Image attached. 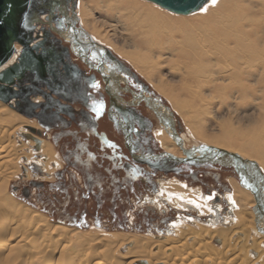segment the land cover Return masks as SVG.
<instances>
[{
    "label": "bare ground",
    "instance_id": "6f19581e",
    "mask_svg": "<svg viewBox=\"0 0 264 264\" xmlns=\"http://www.w3.org/2000/svg\"><path fill=\"white\" fill-rule=\"evenodd\" d=\"M79 2V12L81 11L84 27L90 30L95 38L106 42L117 53L127 58L162 96L164 95L170 100L174 109L180 111L184 116L183 122L190 136L194 140L200 141V143L194 144L195 146L201 144L236 154L247 162H254L257 169L264 174V109L259 110L256 117L249 119L250 122L247 119L248 122L244 125L247 126L243 132L233 135L231 132H227L226 127L221 124L217 134L206 131L201 125L199 117L208 113L207 107L199 111L200 109H197L194 102L196 97L199 98L201 105L207 106L205 104L206 98L208 97L209 100L213 98L211 89L216 85L215 83L222 84L221 76L228 77L231 81L226 83L223 89L222 85L219 86L216 89L217 94L221 95L222 90L223 94L228 93L236 98L250 96L253 99L258 97L264 99V0H245L243 2L245 4H239L235 0H214V2L209 0L196 12L197 14L189 17H177L166 13L153 4H147L144 0H80ZM248 3H257L255 4L257 8L248 7ZM98 9L104 10L106 14L110 13L109 16L105 15L108 16L105 21L117 22L115 23L116 27L117 24L120 25L124 32L130 29V42L126 39L120 48L114 47L100 33L99 28L104 27L107 22H98L92 18V12ZM258 13L262 16L255 18ZM101 14L103 15V13ZM122 20L123 23H121ZM108 25L110 26V24ZM110 27H112L111 30L114 31L112 32L114 35L116 27ZM196 35L197 39L194 37ZM113 38L116 39L115 36ZM127 45L133 50H123ZM15 48L18 51L20 45L16 43ZM211 59L214 60L213 63H210ZM165 62H168L167 66L172 68H175V64L181 68L183 71L181 78L184 82L181 81L172 86L167 79L163 78L160 67ZM192 82L196 83V88L195 85H191ZM251 82L262 85L259 89L261 95L256 88L249 85ZM180 96L188 98L179 101ZM209 96L212 98L210 97V99ZM165 108L167 109V107ZM158 118L160 125L155 135L162 148L173 156L182 157L185 154L184 150H188L194 145L185 147L188 144H185L174 133L171 117L167 116L170 126L164 125V118L161 113ZM22 126L26 127L27 131H18V129H22ZM36 127L37 124L34 119H26L20 116L0 101V175L5 180L17 172L16 161L21 156L25 163L30 156H33L31 149L34 150L33 148L36 147L35 139L39 140L40 146L34 156L45 162L44 169H52V165L57 162L55 160L58 159L59 155L54 148L55 145L47 138L42 137ZM16 131L22 133V137L27 132L29 138L23 137V139L28 141H21L20 144L16 145L13 139ZM24 148H27V152L24 151ZM260 178H258L260 182L257 184L256 191V195L259 193L260 196L257 195L256 199L250 189L238 186L234 179L228 180L232 189V193L228 194L229 214H231L228 218L231 217V220L234 221L233 225H229V223L227 227H223L227 224L223 226L214 224L215 227H209L206 226L207 224H200V222L192 221L190 223L187 221L188 224H185L179 221L180 223L171 224L172 227L175 226L173 235L163 234L161 236L118 231L100 232L68 227L48 221L45 214L16 200H9V204H6L7 206L4 208L8 210L7 213L3 211L5 210L2 208L4 201L0 197V239L2 242H7L8 239L12 238L11 235L10 238L5 239L9 233L7 231L11 230V234H13L21 229L24 234H27L26 237L32 236L44 240L56 239L61 243L67 242L75 245L90 243V245H96L98 248L101 247L100 250L98 249L102 256L101 259L112 256V259H109L111 261L104 264H140V261L143 260L146 261V264H258L259 261L263 263L264 247L262 241L264 237L260 232L262 233L264 228V216L262 215L264 201L261 198V194L264 193V184L261 183L262 178ZM164 185V188H160L162 189L161 193H165V197L170 200L169 202L174 200L171 202L172 207L176 209L189 208L187 204L183 203L187 201L199 208L201 214H207V210L210 209L207 205L209 196V198L207 196L202 198L198 191L189 190L190 188L187 190L185 184L173 179ZM186 190L191 194H185ZM250 233L255 236L250 235ZM19 236L16 242L23 244V236ZM250 236L252 239L248 254L246 251L248 248L246 250L244 248L248 246ZM44 245L46 246V244ZM45 246L44 251L49 247L46 246L45 249ZM120 248L127 252L119 255L116 252ZM3 251L0 249L2 259L5 257V254L1 255L4 253ZM54 251H51L52 254ZM9 253L6 254L9 255ZM5 259L7 260L8 257ZM80 260L81 263H89L85 256L80 257ZM106 260L104 259V261Z\"/></svg>",
    "mask_w": 264,
    "mask_h": 264
},
{
    "label": "flooded vegetation",
    "instance_id": "af4514ba",
    "mask_svg": "<svg viewBox=\"0 0 264 264\" xmlns=\"http://www.w3.org/2000/svg\"><path fill=\"white\" fill-rule=\"evenodd\" d=\"M76 13L69 6L43 16L33 34V55L44 57V50L51 48L59 72L53 75L46 69L38 76L27 71L23 84L29 102L24 111L41 127L39 134L55 145L62 162L51 173L40 170L38 162L28 164L27 169L39 173L18 187L29 206L45 213L49 207L61 212L57 219L72 226L121 229L134 220L128 222L125 214L130 199L155 191L160 175L171 174L188 185L190 180L213 174V183L227 189L228 177L220 179L226 173L257 191L260 176L255 173L253 177L241 175L232 167L185 155L177 160L165 151L155 135L158 115L162 114L167 126V116L171 117L174 133L182 138L174 113L125 61L77 23ZM213 198L220 197L213 193ZM261 198L264 201V193ZM153 208H149L151 213ZM262 212L264 216V207ZM102 213L108 219L101 223L97 217ZM154 221L164 218L148 216L135 219L134 224ZM260 234L264 237V228Z\"/></svg>",
    "mask_w": 264,
    "mask_h": 264
},
{
    "label": "rangeland",
    "instance_id": "374dc122",
    "mask_svg": "<svg viewBox=\"0 0 264 264\" xmlns=\"http://www.w3.org/2000/svg\"><path fill=\"white\" fill-rule=\"evenodd\" d=\"M79 1H78V5L76 7L77 23L79 25H81L84 29H86L87 33L91 37L96 39V41L106 45V47H108L113 53H115V55L119 56L120 59L125 61V63L130 67V69L135 71L137 73V75L143 80V82L145 84H147L148 89L153 94L158 96L161 99V101L164 102L166 107L169 108V110L172 113H174L175 118L177 119V123L179 125V130H180V134H181V137H182L181 139L184 141L185 144H188V146L190 147V146H192L194 144L200 143L199 140H194L193 137L190 136V134L187 131V128H186V126H185V124L183 122L184 121L183 120L184 116L182 115V113L180 111L174 109V107H173L172 103L170 102V100L168 98H166L164 95L162 96V94H160V92L155 89L153 84L150 81H147L148 79L144 76V74L139 72L127 58H125V57L121 56L119 53H117L113 49V47L112 46H108L109 44H107L106 42L100 41L97 38H95L94 35L91 33V31L88 30L86 27H84L83 22H82L83 17H82L81 11L79 12V10H80V5H79L80 2ZM140 1H143V0H140ZM144 1L147 2V4L148 3L151 4V5L153 4L152 2H149V1H146V0H144ZM235 1L237 3H239V4H245V3H243L245 0H235ZM255 4H257V3H250L248 5V7L257 8V6ZM153 5L156 6L157 8H159L160 10H162V11H164L166 13L172 14L174 16H177V17L178 16H181V17H186L187 16V17H189V16H193L194 14H197L196 12H198V11H196L193 14L191 13V15L190 14H188V15H179V14L171 13V12H169V11H167V10H165V9L155 5V4H153ZM101 13H103V15ZM113 14H114V12H113ZM113 14H111V15H113ZM91 15H92V18L97 20L98 22H107L106 23L107 25L110 24V26H113L114 28L116 27L115 23H117V22L112 21L110 23L108 20L105 21V19H107L106 17H108L110 15V13L106 14V12L104 10H102V9H98L95 12H92ZM105 15H108V16H105ZM260 16H262V15L258 13V14L255 15V18L256 17H260ZM121 23H123V20L121 21ZM106 24L104 25V27L102 26V27H100V28L98 27V28L100 30V33L103 34V36H105L111 42V44L114 45V47L116 46V47L120 48V45L123 42H125L126 39H128L127 41L130 42V38H129L130 37V29H128V30H126V32H124L122 30V27L117 24V27L115 28L116 29L115 30V34L113 35L112 32H114V31L111 30L112 27H110L109 25L107 27ZM113 36H115L116 39H114ZM194 37L197 39V35L194 36ZM191 39H192V37H191ZM263 41H264V37H263ZM123 50L132 51L133 49L131 47H128V45H127V47H124ZM213 61L214 60L211 59L210 63H213ZM168 64H169L168 62L162 63V66L160 67V71L162 70L161 72H162V75L164 76L163 78L167 79L168 82L172 86H173V84H175V85L179 84L181 81L184 82V80L181 78V75H183V71L181 70V68H178L177 64H175V68L167 66ZM179 66H180V64H179ZM220 78L223 79L222 84H221L222 85V89H223L225 87V84L228 83L229 81H231V79L230 78L228 79V77H222V76ZM215 84L216 85L213 86L212 89H211V93H212V97L213 98L211 96H209V98L210 97L212 98V99L210 98L211 100L207 99L208 97L206 98V103L205 104L207 106H205L204 104H203L204 106L201 105L200 102H199V98L197 99L195 97V99H194L195 106H197L198 110L200 109L199 111H201L202 109H206V107H207V112L208 113L211 112V114L206 113V114H202V116L199 117L201 125L206 129V131L217 133V134H218V132H219V130L221 128V124H223V126L226 127V129L228 130L227 132H231V134H233V135H237L239 132H243L246 129V126H247V125L246 126H244V125L247 124L249 119H253L254 117H256L258 115L259 110L262 111L264 109V108H262L264 106V99L261 98V97H258L257 99H253L250 96L245 97V98H242V97L241 98H236V97H232L233 95H229L228 93L223 94L222 90H221V95H220V94H217L216 89L219 86H221V85L219 83H215ZM191 85H195L194 87L196 88V83L195 82H192ZM207 85H209V84H207ZM249 85L251 87H253V88H256L258 90V93L261 95V93L259 92V89H261V87H262L261 84H256L255 82H251ZM179 98L180 99H178V100L180 101V100H186V98H188V97L180 96ZM194 102H192V103H194ZM2 103L5 104L6 107H8V108L14 110L15 112H17L15 109L11 108L8 104H6L4 102H2ZM17 113L20 116H22V117H24L26 119L29 118L27 116H24V115L20 114L19 112H17ZM247 119H248V121H247ZM35 123L37 124V122H35ZM238 123H240V124H238ZM22 129H18V131L19 130L20 131H27L26 127H24V126H22ZM36 129H38V130H40L42 132V129H41V127L38 124H37ZM26 133L27 132H25L24 134H26ZM21 134L22 133H18L16 131L14 133V135H13L14 143L16 145L20 144L19 142H21V141H28V140H24ZM32 143L34 144L33 141H32ZM26 150H27V148H24L25 152H27ZM31 152L33 153L32 154L33 156H30L26 163L22 160V156L19 158L20 161L19 160L16 161L17 172L11 178H9L8 180H5L0 175V179H1L0 180V197L3 198V201H4L3 202L4 205L2 206L3 209H5L4 207L7 206L6 204H9V202H10L9 200H11V201L12 200H16V201L24 204L25 206H28V207L32 208L33 210H37V211L45 214L47 216L46 218H47L48 221L59 223V224H62V225H66L68 227H74V228L81 229V230L90 229V230H95V231H100V232H103V231H105V232L118 231V232H130V233L143 234V235H148V234L150 235L151 234V236H157V235L161 236L163 234H165V235H173V233H174L173 228L175 226L172 227L171 224L174 223V222H179V221L182 222V223H185V224H188V222L191 223L192 221H195V222H200V224H202V225L203 224H205V225L207 224L206 226H209V227L210 226L211 227H215L216 225L217 226H223L224 224H227V225H224L223 227H227L229 223H230L229 225H233L234 221L231 220V217L228 218L229 216H231V214H229V212H230V204H229L230 201H229V198H228V194L232 193L231 186L229 187L230 184L228 183L227 184V186H228L227 189H222L221 186L217 187L213 183V179H212V178H214L213 174H207L206 177H202V178L198 177L195 181L194 180H190L188 182V185L184 181H179V180L173 178L171 174H165L164 177L162 175H160L159 178H158L159 180L157 181L156 186H155L156 187L155 191H153L151 193L143 192L141 195L137 196V198L130 199V201L128 203V209L125 211V214L127 216V221L128 222H131L132 219H134V220L135 219L144 220L145 218L148 219V216H155L157 219L162 217V218H164L163 222H161V221H154V222H151V223L143 222L141 225H136V224H134V220H133V223H131V224L128 223V226H126V228H121V229L118 228V227H101V226H96V227L95 226L76 227V226L69 225L67 223H63V222H61V221H59L57 219V217H58L57 215L60 216L61 212H57V211H55V210H53L52 208L49 207L50 211L45 213V212H43L42 210H40L38 208L31 207V206H29L27 204V201L24 199V197L21 195V193L19 191L20 189L18 187H22V186L27 185L28 178L38 177L39 176V173L31 172L32 171L31 169H27L28 164H31L32 161L38 162L40 164V166H38L40 170H45V171H47L49 173H51L54 170L55 165H57L58 163H60V165H61V162H62L60 154L56 151L57 155H59V156H58V159L55 157L57 160H55V159H53V160H55L57 162L52 165V167H53L52 169H50V168L49 169H46V168L44 169L45 162H42L39 158L34 156L35 155L34 153L36 151L31 149ZM22 165H24V166H22ZM42 177H44V176L42 175ZM225 177H228V180L229 179L230 180L234 179L236 181L235 178H231V176L227 175L226 173L225 174L222 173V176L220 177V179L221 178L224 179ZM172 179L180 182L181 184L182 183L185 184V186H187V190H188V188H190L189 190H194L195 192L198 191V193H200L202 195V198H205L206 196L207 197L209 196L210 199L207 201V205L209 206L210 209L207 210L208 211L207 214H201L200 210H198L199 208L194 207V205H192L191 203H189L187 201L183 202V203L187 204V206H189V208L186 207V208L175 209L174 207H172L171 206V202L174 201V200L169 202L170 200L165 197V193L164 194L161 193L162 189H160L162 187L163 188L165 187L164 183L172 181ZM236 182H237L238 186L244 187L241 184H239L238 181H236ZM223 183H225V181H223ZM14 186L17 187V190H15V191L13 190ZM187 190H186L185 194H187V195L191 194V193L187 192ZM225 190H227V191H225ZM183 191H185V188H183ZM213 193H216V194L219 195V197H220L219 200H213L214 199L213 198ZM152 206L154 208H153V211L151 213L149 211V208H151ZM214 207H216V208L214 209ZM3 211L7 212L8 210L5 209ZM102 219H108V218L105 216V214L102 213L101 217H97V220H100L101 223H102ZM227 220H230V221H227ZM211 223H213V224H211ZM214 224H216V225H214ZM7 232H9V233H7L5 239L10 238L11 235H12V238H10V240L8 239L7 242H2V240L0 239V247H1L0 249L4 250L3 251L4 253L1 254V255L5 254L4 255L5 257H3L4 260L0 257L1 258L0 259V264H6V262H7V264H28V262H29V264H50V263L51 264H64V262H65V264H84L83 262L82 263L80 262L81 261L80 257H83V256L88 258V260H89L88 262L89 263H87V264H92L93 262L94 263L97 262L96 264H104L105 262L108 263L109 261H111L109 259H112V256L109 257V258H105L104 257V258L101 259L102 256L98 252L101 249V247L98 248V246L92 245V244L90 245V243L89 244L86 243V244H82V245H75V244H72V243L62 242L63 243L62 244L59 240H56V239H45L44 240V239L35 238V237H32V236L26 237L27 234H24L21 229H18V231L14 232L13 234H11V232H12L11 230H9ZM252 234L253 233H250V235H252ZM19 235L23 236L22 237L23 244H22V242H20V243L16 242V239H18ZM258 235H260V234H258ZM252 236H255V235H252ZM249 238H250V240L248 241V246L244 248L245 250H246V248H248L246 250L248 254L250 253V248H251L250 247L251 246L250 242H251V239H252L251 236ZM44 244H46L47 247L49 246L51 250L48 247V249L44 251V246H45ZM33 245L35 246L36 249L34 248ZM52 245L54 246V248H53ZM70 245H71V247H70ZM46 246H45V249L47 248ZM74 247H76V248L74 249ZM66 248L68 249L69 253L66 252L67 251ZM69 248H70L71 251L69 250ZM8 249H10V250H8ZM63 249H64V252H63ZM51 251L52 252L54 251V253L52 254ZM5 252L6 253L10 252V253L8 255ZM25 252H26V254H25ZM72 252H74V253H72ZM125 252H127V251L126 250H122V248H120L119 250H117L116 253H118L119 255H122V254H125ZM13 253H14V255H13ZM16 253H19V254H16ZM81 255H83V256H81ZM49 256H50V258H49ZM7 257H8L9 260L5 259ZM11 258L13 259V261H12ZM37 258H38V260H37ZM46 258H48V259H46ZM16 259H18V260H16ZM51 259H52V261H51ZM104 259H107V260L104 261ZM44 261H45V263H44ZM57 261H59L60 263L57 262Z\"/></svg>",
    "mask_w": 264,
    "mask_h": 264
},
{
    "label": "water",
    "instance_id": "95a60500",
    "mask_svg": "<svg viewBox=\"0 0 264 264\" xmlns=\"http://www.w3.org/2000/svg\"><path fill=\"white\" fill-rule=\"evenodd\" d=\"M146 1L179 15L194 13L209 2V0ZM77 2L78 0H0V101L7 103L24 116L32 117L24 111L25 102H29L25 90L27 86L23 84V77L27 71L35 72L38 76H42L46 69L53 75L59 72L56 55L51 48L44 50V57H36L32 53L33 48H36L33 37L36 25L41 17L61 12L65 7L70 6L74 14ZM74 17L77 20V14ZM16 43L20 45L18 51L15 48ZM23 137L29 138L27 134ZM34 141L36 147L33 149L39 150V140ZM184 153L185 158L233 167L241 175L253 177V173L259 174L264 181V174L257 169L254 162H247L236 154L222 149L200 144L184 150ZM248 189H251L256 199L254 189L251 187ZM140 264H146V261H140Z\"/></svg>",
    "mask_w": 264,
    "mask_h": 264
},
{
    "label": "snow or ice",
    "instance_id": "6c2138e0",
    "mask_svg": "<svg viewBox=\"0 0 264 264\" xmlns=\"http://www.w3.org/2000/svg\"><path fill=\"white\" fill-rule=\"evenodd\" d=\"M213 2H214V0H213Z\"/></svg>",
    "mask_w": 264,
    "mask_h": 264
}]
</instances>
